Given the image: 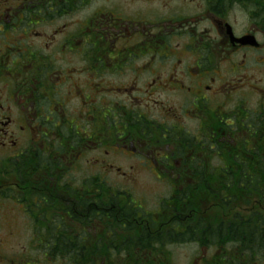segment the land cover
<instances>
[{
  "label": "flooded vegetation",
  "instance_id": "1",
  "mask_svg": "<svg viewBox=\"0 0 264 264\" xmlns=\"http://www.w3.org/2000/svg\"><path fill=\"white\" fill-rule=\"evenodd\" d=\"M255 147L264 0H0V264H264L255 206L172 202Z\"/></svg>",
  "mask_w": 264,
  "mask_h": 264
},
{
  "label": "trees",
  "instance_id": "2",
  "mask_svg": "<svg viewBox=\"0 0 264 264\" xmlns=\"http://www.w3.org/2000/svg\"><path fill=\"white\" fill-rule=\"evenodd\" d=\"M253 155L255 164L250 165L251 176L200 180L194 187L204 190L200 196L195 195L192 189L191 194L177 197L185 203L255 206L248 215H235L232 227L228 229L229 236L242 246L240 251L249 252L252 256L264 249V213L260 214L257 207L258 204L264 206V147H255ZM219 230L213 229L211 236L215 237Z\"/></svg>",
  "mask_w": 264,
  "mask_h": 264
},
{
  "label": "rangeland",
  "instance_id": "3",
  "mask_svg": "<svg viewBox=\"0 0 264 264\" xmlns=\"http://www.w3.org/2000/svg\"><path fill=\"white\" fill-rule=\"evenodd\" d=\"M147 184L150 185H154L157 186L158 189L157 190H136V198L138 200H143V202H147V203H158L159 201H161L163 198L166 197V193L164 192V188L161 185H158L157 183H155L154 181L151 180H145L143 181ZM11 208V204L8 203H1L0 205V217H2L4 220H10L12 217L9 214V210ZM177 263L178 264H187L188 260L186 259H177Z\"/></svg>",
  "mask_w": 264,
  "mask_h": 264
}]
</instances>
